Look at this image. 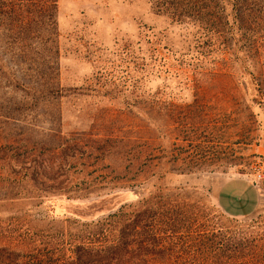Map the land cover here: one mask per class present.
I'll return each mask as SVG.
<instances>
[{"label":"rangeland","instance_id":"1","mask_svg":"<svg viewBox=\"0 0 264 264\" xmlns=\"http://www.w3.org/2000/svg\"><path fill=\"white\" fill-rule=\"evenodd\" d=\"M23 1V30H8L0 11V232L45 239L67 220L102 218L108 212L91 207L105 196H116L114 210L166 186L218 226L264 235V55L259 65L240 54L223 66L204 56L194 28L157 14L150 0H58L54 31L42 14L35 26ZM50 79L61 98L32 100L15 87ZM196 103L202 112L192 118ZM183 122L200 129V147L184 141ZM144 149L163 165L200 167L177 174L164 165V178L122 188L114 177ZM34 162L37 183L24 170ZM230 179L253 182L258 212L223 213L216 191Z\"/></svg>","mask_w":264,"mask_h":264},{"label":"trees","instance_id":"2","mask_svg":"<svg viewBox=\"0 0 264 264\" xmlns=\"http://www.w3.org/2000/svg\"><path fill=\"white\" fill-rule=\"evenodd\" d=\"M57 1L29 0L27 9L31 11L32 23L40 25L43 15L48 27L54 25L51 29L54 31ZM21 2L24 1L0 0L2 15L12 22L8 30H23L26 25ZM150 3L157 14L194 28L195 43L205 57L230 67L243 60L240 54L256 65L261 63L264 0H150ZM17 85L16 89L21 86L32 95V100L41 94L48 99L63 96V89L53 79ZM232 88L237 90L236 86ZM190 112L195 118L202 111L196 103ZM183 123L184 141L194 149L200 147V129ZM212 139L207 143L213 144ZM155 150L148 153L144 149V156L132 159L123 176L116 175L114 182L121 183L122 188L134 189L150 178H164L166 171L189 174L200 167L193 160H172L164 164L168 167L165 171L161 170L164 165L154 155ZM35 164L24 170L32 172L31 180L37 183ZM41 168L47 170L45 166ZM115 198L105 196L91 207L95 213L108 212L102 218L89 223L67 220V227L45 239H39L29 229L23 233L22 228L18 232L14 229L0 232V264H264V235L218 226L211 218L200 216L194 206L166 186H154L136 203L112 210Z\"/></svg>","mask_w":264,"mask_h":264},{"label":"crops","instance_id":"3","mask_svg":"<svg viewBox=\"0 0 264 264\" xmlns=\"http://www.w3.org/2000/svg\"><path fill=\"white\" fill-rule=\"evenodd\" d=\"M216 201L225 215L240 219L258 212L261 197L250 180L230 179L219 186Z\"/></svg>","mask_w":264,"mask_h":264}]
</instances>
